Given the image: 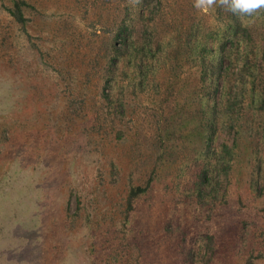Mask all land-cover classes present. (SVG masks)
I'll return each mask as SVG.
<instances>
[{
	"label": "rangeland",
	"instance_id": "374dc122",
	"mask_svg": "<svg viewBox=\"0 0 264 264\" xmlns=\"http://www.w3.org/2000/svg\"><path fill=\"white\" fill-rule=\"evenodd\" d=\"M0 0V264H264V11Z\"/></svg>",
	"mask_w": 264,
	"mask_h": 264
},
{
	"label": "clouds",
	"instance_id": "9594fccd",
	"mask_svg": "<svg viewBox=\"0 0 264 264\" xmlns=\"http://www.w3.org/2000/svg\"><path fill=\"white\" fill-rule=\"evenodd\" d=\"M220 7L239 17H253L264 11V0H195L194 7L207 12Z\"/></svg>",
	"mask_w": 264,
	"mask_h": 264
}]
</instances>
